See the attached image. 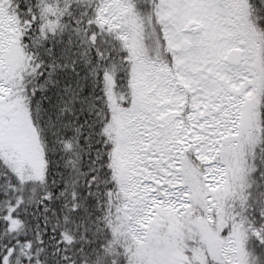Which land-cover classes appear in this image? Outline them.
Segmentation results:
<instances>
[{
	"label": "snow or ice",
	"instance_id": "obj_1",
	"mask_svg": "<svg viewBox=\"0 0 264 264\" xmlns=\"http://www.w3.org/2000/svg\"><path fill=\"white\" fill-rule=\"evenodd\" d=\"M0 264H264V0H0Z\"/></svg>",
	"mask_w": 264,
	"mask_h": 264
}]
</instances>
